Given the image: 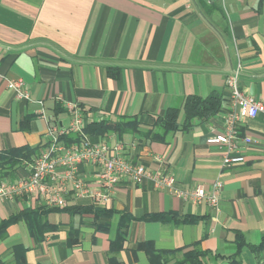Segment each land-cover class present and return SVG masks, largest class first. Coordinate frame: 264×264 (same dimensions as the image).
I'll use <instances>...</instances> for the list:
<instances>
[{
    "label": "crops",
    "instance_id": "0c3cea01",
    "mask_svg": "<svg viewBox=\"0 0 264 264\" xmlns=\"http://www.w3.org/2000/svg\"><path fill=\"white\" fill-rule=\"evenodd\" d=\"M237 69L240 89L264 101V0H0V153L29 146L43 154L50 147V126L69 127L70 105L82 106L84 127L125 119L137 120L145 132L169 109L180 111L183 127L188 97L216 95L221 99L217 113L192 119L167 143L133 132L83 138L120 146V155L175 177L181 190L222 183L217 209L179 199L151 181H124L106 207L78 198L72 190L63 209L30 194L0 200V222L26 210H44L47 225L41 237L33 236L23 219L11 225L0 239V260L14 264V249L22 246L27 264H151L139 249L150 242L159 251H178V260L200 250L212 253L206 264H230L237 232L249 245H260L264 115L240 126L254 142L242 150L244 164L225 168L224 149L207 143L225 127L232 109L227 78ZM17 80L28 85L31 101L18 100L8 89ZM29 174L26 166L5 181ZM97 174L96 167H80L79 175L92 186L98 184ZM80 208L112 214L97 218ZM157 214L198 220H143ZM122 215L132 220L126 241L113 252ZM101 224L107 228L99 230ZM263 262L264 251L243 250L241 264Z\"/></svg>",
    "mask_w": 264,
    "mask_h": 264
},
{
    "label": "built area",
    "instance_id": "2783aa9c",
    "mask_svg": "<svg viewBox=\"0 0 264 264\" xmlns=\"http://www.w3.org/2000/svg\"><path fill=\"white\" fill-rule=\"evenodd\" d=\"M212 2L215 0H207ZM232 109L220 133L209 137L207 143L224 149L223 166L230 168L245 163L242 150L254 142L242 135L240 126L245 119H255L264 115V101L244 93L240 89V69L227 78ZM8 89L18 100L31 101L28 85L22 81H11ZM72 121L67 128L50 126V147L28 166L30 174L18 181L0 182V200L8 201L24 194L46 198L50 206L63 209L68 206L66 195L72 190L76 197L86 198L98 207H106L119 184L124 181L142 184L153 182L159 189L175 197L194 204L208 203L217 209L220 201L222 183L214 182L209 189L199 185L190 190L176 187L175 177L154 173L142 165L133 164L119 154L120 146L111 148L107 144H91L83 138L80 143L64 144L61 137L67 134H82L84 121L78 104L70 105ZM42 116L44 112L42 111ZM91 165L98 169L96 186L90 185L80 174V167ZM264 264V262L262 263Z\"/></svg>",
    "mask_w": 264,
    "mask_h": 264
},
{
    "label": "trees",
    "instance_id": "16d2710c",
    "mask_svg": "<svg viewBox=\"0 0 264 264\" xmlns=\"http://www.w3.org/2000/svg\"><path fill=\"white\" fill-rule=\"evenodd\" d=\"M82 110V106L79 105ZM221 107V99L218 96L211 95L208 98H200L196 96H191L186 99L185 102V112L187 115L186 122L182 125L179 124V113L177 109H169L164 117L157 119L153 128L142 132L140 130V123L137 120L129 121L123 120L116 123L112 122H88L86 127L83 128L82 134H67L61 137V140L65 145L70 146L72 143H80L85 136H100L106 137L110 134L123 135L125 133H143V137L150 142H165L167 143L170 135L176 133L180 129L189 128L191 125V120L196 117L201 116H210L217 113ZM37 148H31L29 146L13 148L9 151L0 153V182L5 181L6 179L15 178L16 172L19 169H23L26 166H30L35 159L39 156ZM82 212H94L97 218L104 216H111V210L106 209H78ZM43 214L45 211L39 210H26L22 213L12 216L7 220L0 222V239L6 238L7 229L18 222L19 220H25L33 236L41 237L44 235L46 224L42 221ZM170 219L176 220L180 223H195L198 218L194 217H184L179 219L176 215H166V214H157L149 215L144 217V221L151 222H161L169 223ZM132 218L129 215H122L121 223L119 225L117 242L113 244V247L119 243L116 247V252L121 248L122 243L127 239L129 223ZM109 227V225H108ZM99 230L107 228V225H102L97 227ZM235 249L236 252L229 258L230 264H241V255L245 248H249L255 253H261L264 251V241L260 245H249L242 233L237 232L235 236ZM75 242L76 240H71ZM72 244V243H70ZM140 250H144L151 262V264H206L207 258H209L212 253L209 251H200V250H190L184 254V257L181 260L176 259V254L178 251H159L155 246L150 243H142L139 246ZM15 254L18 261L14 264H27L25 254L26 250L22 246H18L15 249ZM0 264L3 263L0 260ZM110 264H115L112 262Z\"/></svg>",
    "mask_w": 264,
    "mask_h": 264
}]
</instances>
